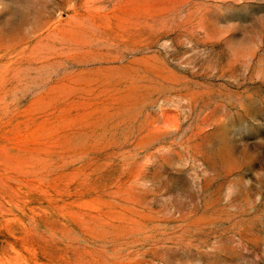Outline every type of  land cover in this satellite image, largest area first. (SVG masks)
<instances>
[{
    "label": "rangeland",
    "instance_id": "obj_1",
    "mask_svg": "<svg viewBox=\"0 0 264 264\" xmlns=\"http://www.w3.org/2000/svg\"><path fill=\"white\" fill-rule=\"evenodd\" d=\"M0 264H264V0H0Z\"/></svg>",
    "mask_w": 264,
    "mask_h": 264
}]
</instances>
